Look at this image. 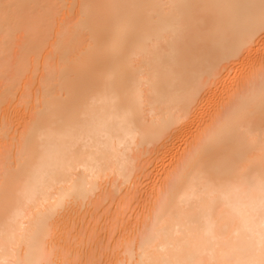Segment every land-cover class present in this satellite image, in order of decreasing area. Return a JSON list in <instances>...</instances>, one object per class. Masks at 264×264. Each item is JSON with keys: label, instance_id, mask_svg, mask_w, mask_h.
Returning <instances> with one entry per match:
<instances>
[{"label": "bare ground", "instance_id": "bare-ground-1", "mask_svg": "<svg viewBox=\"0 0 264 264\" xmlns=\"http://www.w3.org/2000/svg\"><path fill=\"white\" fill-rule=\"evenodd\" d=\"M0 264H264V0H0Z\"/></svg>", "mask_w": 264, "mask_h": 264}]
</instances>
